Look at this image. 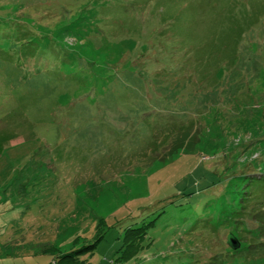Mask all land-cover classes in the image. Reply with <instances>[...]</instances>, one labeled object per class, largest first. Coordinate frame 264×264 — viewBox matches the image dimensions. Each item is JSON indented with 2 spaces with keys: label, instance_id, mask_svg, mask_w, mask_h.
<instances>
[{
  "label": "rangeland",
  "instance_id": "obj_1",
  "mask_svg": "<svg viewBox=\"0 0 264 264\" xmlns=\"http://www.w3.org/2000/svg\"><path fill=\"white\" fill-rule=\"evenodd\" d=\"M151 221L126 264H264V0H0V264Z\"/></svg>",
  "mask_w": 264,
  "mask_h": 264
},
{
  "label": "trees",
  "instance_id": "obj_2",
  "mask_svg": "<svg viewBox=\"0 0 264 264\" xmlns=\"http://www.w3.org/2000/svg\"><path fill=\"white\" fill-rule=\"evenodd\" d=\"M152 224L153 222L151 221L135 228H128L123 234L122 246L112 264H126L138 260L139 255L146 247L145 244L149 241L147 239V230ZM60 261L61 264H75L76 258H67L63 255Z\"/></svg>",
  "mask_w": 264,
  "mask_h": 264
},
{
  "label": "water",
  "instance_id": "obj_3",
  "mask_svg": "<svg viewBox=\"0 0 264 264\" xmlns=\"http://www.w3.org/2000/svg\"><path fill=\"white\" fill-rule=\"evenodd\" d=\"M228 239H229V242H228L229 246H231L233 249L238 247V243L232 237Z\"/></svg>",
  "mask_w": 264,
  "mask_h": 264
}]
</instances>
